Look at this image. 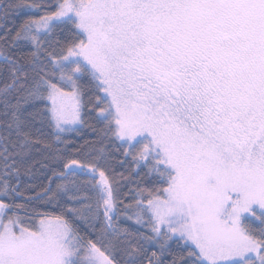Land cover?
I'll list each match as a JSON object with an SVG mask.
<instances>
[{"label": "snow or ice", "instance_id": "snow-or-ice-1", "mask_svg": "<svg viewBox=\"0 0 264 264\" xmlns=\"http://www.w3.org/2000/svg\"><path fill=\"white\" fill-rule=\"evenodd\" d=\"M2 8L44 14L0 37V264H264V0ZM86 106L97 140L69 149ZM106 141L140 178L123 212ZM37 146L51 176L25 198Z\"/></svg>", "mask_w": 264, "mask_h": 264}, {"label": "trees", "instance_id": "trees-1", "mask_svg": "<svg viewBox=\"0 0 264 264\" xmlns=\"http://www.w3.org/2000/svg\"><path fill=\"white\" fill-rule=\"evenodd\" d=\"M12 2H18L23 4H31L33 0H0V37L5 36L9 30H11L12 34L15 33L16 28L19 26L20 23L23 22V20L27 19L29 15H43V12L40 13H32L27 8H21L17 12H9L7 18L3 17V5L12 3ZM47 4L55 5L56 0H45ZM52 10H55L53 7ZM87 99V97L85 98ZM82 117H83V123L79 124L78 126L72 128L70 131H66L64 133H60L62 140L68 141V147L71 149L72 147L79 148L81 145H85V142H93L97 140V133L93 131L92 126H95L97 128L100 127V125L97 124V121L95 119V112L90 111L89 106H86L82 110ZM45 133H48L50 135L47 136V139L49 142H52L54 139L55 133H53L52 129H45ZM60 147H63V145H59ZM40 147V146H37ZM106 150L111 158L110 162L115 169L116 179L118 183L121 185L120 194H119V200L122 201V203L118 204V208L121 212L124 211V206L126 204H129L132 202V196L131 195H125V193H128L131 190H135L137 187V184L135 181L140 180L139 177L135 175L134 172H130V165H125L123 167L120 166L119 161L123 160L124 157L120 152H116L115 148L113 147V143H109L106 141ZM47 153L43 150L42 147H40V151H33L31 157L25 159L21 166V175H20V183H21V190L25 192V198L28 196H35L37 192L41 191L42 186L46 185L48 183L47 177L51 176V172L42 167V164L49 163L45 156ZM31 168L30 173H26L25 169ZM124 173L125 176H131L133 183H129L126 180H122L119 177V173ZM80 179H83V177H80ZM15 182V181H13ZM55 183H60V180H56ZM55 183L52 184V187L55 188ZM27 185H31L32 187L28 188ZM152 187V185L147 184L146 182L141 181L140 187ZM66 197L64 200H59L58 203L60 206H57V201H53L52 203H45L42 200H33L29 204V208H35L36 213L32 217V220L30 221L31 224H35L36 220L39 218H43V214L47 213L50 216H55L57 214H60L61 207L64 206V202L66 201ZM18 203L21 202H27L26 199H20L17 200ZM130 214V213H129ZM23 215V213H21ZM123 225H131L132 221H128L124 219L123 217L120 218L119 221ZM134 226V225H133ZM169 246L173 251L177 250L176 243L174 241H169ZM155 245L149 246V252L156 251ZM167 259H171V257H167ZM147 264V262H145Z\"/></svg>", "mask_w": 264, "mask_h": 264}, {"label": "rangeland", "instance_id": "rangeland-1", "mask_svg": "<svg viewBox=\"0 0 264 264\" xmlns=\"http://www.w3.org/2000/svg\"><path fill=\"white\" fill-rule=\"evenodd\" d=\"M78 125H79V124H77V125H68V126H65V127H68V128H70V129H72V128L78 126ZM39 219H41V218H39ZM39 219L36 220L35 224H38Z\"/></svg>", "mask_w": 264, "mask_h": 264}]
</instances>
